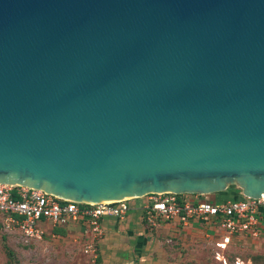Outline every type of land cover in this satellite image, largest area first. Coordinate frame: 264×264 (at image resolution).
Wrapping results in <instances>:
<instances>
[{"label": "water", "instance_id": "95a60500", "mask_svg": "<svg viewBox=\"0 0 264 264\" xmlns=\"http://www.w3.org/2000/svg\"><path fill=\"white\" fill-rule=\"evenodd\" d=\"M264 194V0H0V182L76 201Z\"/></svg>", "mask_w": 264, "mask_h": 264}, {"label": "built area", "instance_id": "2783aa9c", "mask_svg": "<svg viewBox=\"0 0 264 264\" xmlns=\"http://www.w3.org/2000/svg\"><path fill=\"white\" fill-rule=\"evenodd\" d=\"M180 194L183 193H149V201L141 206L146 225L155 228L174 219L185 223L192 217H212L217 228L214 241L217 250L213 255L221 264H249L239 257L233 256L229 261L225 256L224 250L233 237L258 239L264 248V194L258 197L241 194V199L227 198L221 202H191L181 199ZM130 199L106 203L76 201L41 188L0 182V231L31 241L76 223L81 229H73L74 239L83 241L84 253L94 255L103 236L102 218L107 214L123 218Z\"/></svg>", "mask_w": 264, "mask_h": 264}, {"label": "crops", "instance_id": "0c3cea01", "mask_svg": "<svg viewBox=\"0 0 264 264\" xmlns=\"http://www.w3.org/2000/svg\"><path fill=\"white\" fill-rule=\"evenodd\" d=\"M223 191L227 193L228 198L234 196L231 192L233 190ZM208 195L183 193L180 197L195 202L208 200ZM148 201L149 194L131 198L123 218L111 214L102 218L103 236L99 242L100 249L98 248L99 264H182L183 258L180 256L182 248L179 245H183L189 237L199 236L215 241L217 228L210 216L192 217L185 223L174 219L150 228L143 221L141 210V206ZM62 229L81 228L78 224L72 223ZM239 238L245 239L248 247L255 252L261 247L258 239L249 236Z\"/></svg>", "mask_w": 264, "mask_h": 264}, {"label": "rangeland", "instance_id": "374dc122", "mask_svg": "<svg viewBox=\"0 0 264 264\" xmlns=\"http://www.w3.org/2000/svg\"><path fill=\"white\" fill-rule=\"evenodd\" d=\"M224 190H233L238 195L242 187L236 182H226ZM243 196H235L241 199ZM227 193L223 190L211 193L207 199L214 202L224 201ZM73 229H58L53 235H46L39 240L24 241L17 234H7L0 231V264H99L98 250L96 254L83 252V241L74 239ZM101 240V238H100ZM98 244V243H97ZM100 243L98 245V248ZM181 246L182 264H221L214 258L217 247L214 241L205 237L192 236ZM245 239L233 237L224 250L227 259L237 256L249 264H264V248L257 251L248 247ZM100 249V248H99ZM176 252V251H174Z\"/></svg>", "mask_w": 264, "mask_h": 264}, {"label": "trees", "instance_id": "16d2710c", "mask_svg": "<svg viewBox=\"0 0 264 264\" xmlns=\"http://www.w3.org/2000/svg\"><path fill=\"white\" fill-rule=\"evenodd\" d=\"M235 196H241V194H238V195H235ZM235 196H233V197H230V198H234V199H238V198H235ZM227 199V198H226ZM58 229H62V228H58ZM57 229V230H58ZM235 257H237V256H235ZM231 259H229V261H230ZM243 260V259H242ZM220 263V262H219Z\"/></svg>", "mask_w": 264, "mask_h": 264}, {"label": "bare ground", "instance_id": "6f19581e", "mask_svg": "<svg viewBox=\"0 0 264 264\" xmlns=\"http://www.w3.org/2000/svg\"><path fill=\"white\" fill-rule=\"evenodd\" d=\"M124 198V197H123ZM127 198V197H126Z\"/></svg>", "mask_w": 264, "mask_h": 264}]
</instances>
